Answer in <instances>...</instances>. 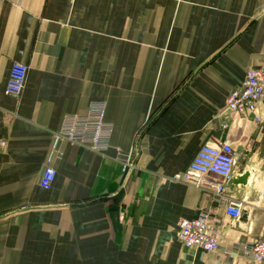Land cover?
<instances>
[{
  "label": "crops",
  "instance_id": "1",
  "mask_svg": "<svg viewBox=\"0 0 264 264\" xmlns=\"http://www.w3.org/2000/svg\"><path fill=\"white\" fill-rule=\"evenodd\" d=\"M15 62L29 67L18 97ZM262 63L264 0H0V264H264L227 253L264 228V100L261 123L225 110ZM97 101L108 148L56 140ZM220 142L236 152L227 193L246 197L245 220L175 178ZM208 210L219 249L186 247L178 221Z\"/></svg>",
  "mask_w": 264,
  "mask_h": 264
},
{
  "label": "built area",
  "instance_id": "2",
  "mask_svg": "<svg viewBox=\"0 0 264 264\" xmlns=\"http://www.w3.org/2000/svg\"><path fill=\"white\" fill-rule=\"evenodd\" d=\"M29 67L24 62L13 63L6 84V93L18 97L26 84ZM264 100V63L247 70L243 83L232 89L226 97L225 110L239 118H250L262 122L260 105ZM106 103L93 102L87 115L65 117L56 140L65 139L71 143L87 147L95 152H103L110 145L112 125L106 121ZM8 139L0 137V150L6 148ZM236 152L229 142L215 145L203 144L188 168L176 179L197 188L213 190L214 195L224 201L227 215L235 220L244 213L243 198L227 193V187L235 176ZM132 165L124 161L123 170ZM56 176V169L45 166L40 177V185L50 188ZM216 177V178H215ZM206 188V189H207ZM179 239L188 248L216 251L220 247V230L212 211H204L195 219L182 218L178 221ZM228 255H241L252 263L264 262V228L259 237L250 243H237Z\"/></svg>",
  "mask_w": 264,
  "mask_h": 264
},
{
  "label": "water",
  "instance_id": "3",
  "mask_svg": "<svg viewBox=\"0 0 264 264\" xmlns=\"http://www.w3.org/2000/svg\"><path fill=\"white\" fill-rule=\"evenodd\" d=\"M246 215H247V213H244L241 218L245 220L246 219Z\"/></svg>",
  "mask_w": 264,
  "mask_h": 264
},
{
  "label": "rangeland",
  "instance_id": "4",
  "mask_svg": "<svg viewBox=\"0 0 264 264\" xmlns=\"http://www.w3.org/2000/svg\"><path fill=\"white\" fill-rule=\"evenodd\" d=\"M243 199L246 201L247 199H246V197H243Z\"/></svg>",
  "mask_w": 264,
  "mask_h": 264
}]
</instances>
